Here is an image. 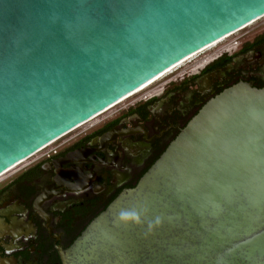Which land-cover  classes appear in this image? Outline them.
Segmentation results:
<instances>
[{"label":"water","instance_id":"water-1","mask_svg":"<svg viewBox=\"0 0 264 264\" xmlns=\"http://www.w3.org/2000/svg\"><path fill=\"white\" fill-rule=\"evenodd\" d=\"M263 16L264 0H0V176ZM62 258L264 264V88L208 101Z\"/></svg>","mask_w":264,"mask_h":264},{"label":"flooded vegetation","instance_id":"flooded-vegetation-1","mask_svg":"<svg viewBox=\"0 0 264 264\" xmlns=\"http://www.w3.org/2000/svg\"><path fill=\"white\" fill-rule=\"evenodd\" d=\"M242 82L264 88V28L132 97L0 181V264H64L62 253L137 186L200 109Z\"/></svg>","mask_w":264,"mask_h":264},{"label":"rangeland","instance_id":"rangeland-1","mask_svg":"<svg viewBox=\"0 0 264 264\" xmlns=\"http://www.w3.org/2000/svg\"><path fill=\"white\" fill-rule=\"evenodd\" d=\"M264 28V17L260 18L259 20H257L256 22L250 24L249 26H247L246 28L234 33L231 37L225 39L222 43H220L217 47H211V49L209 50H205L202 53L198 54L197 56L193 57L192 59H190L189 61H187L186 63H184L183 65H181L180 67L176 68L173 72H170L169 74L165 75L164 77L160 78L159 80H157V82L153 85L158 84L159 82L163 81L164 79L168 78L169 76H171L172 74L178 72L179 70L188 67L191 64H194L195 62L201 60L202 58H205L215 52H217L218 48H220L221 46H225V45H229L232 44L233 42H235L238 39H241L242 36L245 35H252L253 33H255L256 31H259L261 29ZM137 96V95H135ZM133 96V97H135ZM132 97L127 98L126 100H124L121 104L117 105L116 107L110 109L109 111H107L105 114L98 116L96 119H92V121H90L87 124L82 125L80 128H78L77 130L73 131L72 133L68 134L65 137H68L70 135H73L74 133L78 132L79 130L85 128L86 126L94 123L96 120H98L101 117H104V115H106L107 113H110L112 111H114L118 106L122 105L124 102H126L127 100L131 99ZM65 137H63L62 139H60L59 141L63 140ZM59 141H57L56 143H58ZM56 143H54L53 145H55ZM52 145V146H53ZM33 157H35L33 155ZM29 158L26 161L22 162L21 164H19L17 167L13 168L12 170L8 171L7 173H5L4 175L0 176V181L4 180L5 178L11 176L13 173H15L17 170H19L24 164H26L29 160L33 159Z\"/></svg>","mask_w":264,"mask_h":264},{"label":"bare ground","instance_id":"bare-ground-1","mask_svg":"<svg viewBox=\"0 0 264 264\" xmlns=\"http://www.w3.org/2000/svg\"><path fill=\"white\" fill-rule=\"evenodd\" d=\"M263 17H264V16H263ZM261 18H262V17H261ZM258 20H259V19H258ZM256 21H257V20H256ZM256 21H254V22H256ZM254 22H252V23H254ZM252 23H251V24H252ZM249 25H250V24H249ZM249 25H248V26H249ZM225 39H226V38H223V39L219 40L218 42H215L214 44L210 45L209 47H207L206 49L202 50L201 52L195 54V55L192 56L191 58H189V59H187V60H185V61L179 63L177 66H175V67L169 69L168 71L164 72L163 74H161L160 76H158L157 78H155L154 80H152L151 82H149L148 84L144 85L143 87H141L140 89H138L137 91H135L134 93H132L131 96L134 95V94H136V93H138V92H140L141 90L145 89L146 87H148L149 85L153 84L154 82H156V81L159 80L160 78L164 77L165 75L169 74L170 72H173L176 68L180 67L181 65H183L184 63H186L187 61H189L190 59H192L193 57L197 56L198 54L202 53V52L205 51V50L210 49L211 47H214V46L217 45L219 42H221V41H223V40H225ZM128 97H130V96H128ZM128 97H127V98H128ZM123 100H124V99H123ZM119 103H120V102H119ZM112 107H113V106H112ZM112 107H111V108H112ZM108 110H109V109H108ZM104 112H105V111H104ZM104 112H102V113H104ZM102 113H101V114H102ZM101 114H100V115H101ZM98 116H99V115H98ZM98 116L94 117L93 119H96ZM91 120H92V119H91ZM25 161H26V160H25ZM20 164H21V163H20ZM18 165H19V164H18ZM18 165L12 167L10 170H12L13 168L17 167ZM10 170H9V171H10ZM7 172H8V171H7ZM7 172H6V173H7Z\"/></svg>","mask_w":264,"mask_h":264},{"label":"built area","instance_id":"built-area-1","mask_svg":"<svg viewBox=\"0 0 264 264\" xmlns=\"http://www.w3.org/2000/svg\"><path fill=\"white\" fill-rule=\"evenodd\" d=\"M233 34H231V36H232ZM231 36H228V37H226V39L227 38H229V37H231ZM224 41V40H223ZM223 41H221V42H219L217 45H215L214 47H217L220 43H222ZM225 46H227V45H225ZM225 46H221L220 48H218V50H217V52L218 51H220V50H222V49H224V47ZM213 47V48H214ZM211 49V48H210ZM209 50V49H208ZM206 58V57H205ZM202 59H204V58H202ZM157 82V81H156ZM155 82V83H156ZM154 84V83H153ZM153 84H151V85H149L148 87H146L145 89H143V90H141L140 92H138V93H136V94H134V95H132V96H130V97H133V96H135V95H138V94H140V93H142V92H144V91H146L147 89H149L150 87H152V86H154ZM129 98V97H128ZM127 99V98H126ZM126 99H124V100H126ZM123 100V101H124ZM123 101H121L120 103H118V104H116L115 106H113L112 108H114V107H116L117 105H119V104H121ZM112 108H110V109H112ZM109 109V110H110ZM109 110H107V111H109ZM107 111H105L104 113H102L101 115H103V114H105ZM100 116V115H99ZM90 121H92V120H90ZM90 121H88L87 123H89ZM87 123H85V124H87ZM84 125V124H83ZM82 126V125H81ZM80 126V127H81ZM80 127H78V128H80ZM78 128H76L75 130H77ZM75 130H73V131H75ZM73 131H71L70 133H72ZM69 133V134H70ZM68 135V134H67ZM67 135H65V136H67ZM65 136H63V137H65ZM63 137H61L60 139H62ZM60 139H58L57 141H59ZM57 141H55V142H53V143H51L50 145H48L47 147H45V148H43L42 150H40L38 153H36L34 156H36V155H38V154H40V153H42V152H44V151H46L48 148H50V147H52V145L54 144V143H56ZM33 157V156H32ZM31 158V157H30Z\"/></svg>","mask_w":264,"mask_h":264},{"label":"clouds","instance_id":"clouds-1","mask_svg":"<svg viewBox=\"0 0 264 264\" xmlns=\"http://www.w3.org/2000/svg\"><path fill=\"white\" fill-rule=\"evenodd\" d=\"M119 219L121 221H134L136 223H139L140 222V216L138 215L137 212L135 211H122L120 214H119ZM157 223H159V218H157Z\"/></svg>","mask_w":264,"mask_h":264}]
</instances>
